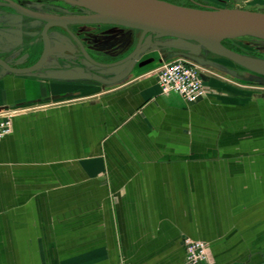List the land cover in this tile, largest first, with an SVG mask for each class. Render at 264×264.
Wrapping results in <instances>:
<instances>
[{
	"label": "crops",
	"instance_id": "obj_1",
	"mask_svg": "<svg viewBox=\"0 0 264 264\" xmlns=\"http://www.w3.org/2000/svg\"><path fill=\"white\" fill-rule=\"evenodd\" d=\"M23 24L0 38L20 67L2 53ZM166 38L109 68L55 60L50 38L39 70L0 67V120L16 113L0 139V264H186V237L208 242L203 264H264V84ZM171 48L200 67L205 97L162 92Z\"/></svg>",
	"mask_w": 264,
	"mask_h": 264
},
{
	"label": "water",
	"instance_id": "obj_2",
	"mask_svg": "<svg viewBox=\"0 0 264 264\" xmlns=\"http://www.w3.org/2000/svg\"><path fill=\"white\" fill-rule=\"evenodd\" d=\"M19 13L44 22L42 35L44 51L39 60L30 66L18 67L0 57V67L10 73L25 74L39 70L50 56L51 40L48 30L51 26L73 25H115L139 30L142 38L157 34L184 42H193L211 53L231 60L235 64L264 76V67L255 59L233 50L223 41L240 37L264 40V12L245 9H204L185 6L168 0H89L86 5L94 10L84 14L38 13L23 7L13 0H2ZM145 45L137 46L124 58L115 62H100L83 48L86 59L100 67H115L132 60ZM262 62V61H261Z\"/></svg>",
	"mask_w": 264,
	"mask_h": 264
},
{
	"label": "rangeland",
	"instance_id": "obj_3",
	"mask_svg": "<svg viewBox=\"0 0 264 264\" xmlns=\"http://www.w3.org/2000/svg\"><path fill=\"white\" fill-rule=\"evenodd\" d=\"M36 10L48 11L52 14H84L93 13L90 7L86 6L79 0H21ZM177 4H186L187 0H170ZM198 1V0H197ZM203 2L212 3L214 8H230V9H245L252 11L264 12V0H200ZM7 15V14H6ZM5 16V15H4ZM3 18V17H2ZM15 21H8L6 19L0 20V38H5V33L12 29ZM42 23L31 22L26 19L22 26L21 35L23 40L18 48L11 47L12 51L2 53L13 63L34 62L43 53L45 48V40L42 37ZM3 34V35H2ZM51 39L53 40V58L62 59L65 63L85 62L88 63L84 57L83 48L90 51L94 56L103 62H114L127 56L138 43L145 45L144 49H161L169 48L170 45L165 36L157 34H147L142 38V33L139 30H128L125 28L119 29V33L112 28L108 29L106 26L98 25H76L71 27H52ZM1 43V42H0ZM2 44V43H1ZM230 45L236 48L241 53L249 57L264 62V40L253 37H240L231 39ZM3 47L4 46H1ZM105 48V51L99 49ZM180 52L179 57H184L185 51L179 48H171ZM75 52L79 57L70 55V52ZM89 52V53H90ZM214 55V54H213ZM212 55V57H214ZM235 64L236 70H239V76L246 82L262 83L264 84V76L253 73L249 70L239 68ZM200 68V67H199ZM94 69V68H92ZM201 70V69H200ZM95 71L100 69L95 68ZM106 71V70H105ZM115 71V70H113ZM109 70L106 73H114ZM108 81L119 82L122 76L120 74H110ZM238 78V77H237Z\"/></svg>",
	"mask_w": 264,
	"mask_h": 264
},
{
	"label": "built area",
	"instance_id": "obj_4",
	"mask_svg": "<svg viewBox=\"0 0 264 264\" xmlns=\"http://www.w3.org/2000/svg\"><path fill=\"white\" fill-rule=\"evenodd\" d=\"M159 84L164 94L177 93L187 102H195L208 93L199 66L185 57L166 62L159 69ZM15 112L6 113L0 120V139L13 130ZM186 264H203L210 259L208 242L186 237Z\"/></svg>",
	"mask_w": 264,
	"mask_h": 264
},
{
	"label": "flooded vegetation",
	"instance_id": "obj_5",
	"mask_svg": "<svg viewBox=\"0 0 264 264\" xmlns=\"http://www.w3.org/2000/svg\"><path fill=\"white\" fill-rule=\"evenodd\" d=\"M13 1H15L19 5H21L23 7H26L28 9H31L32 11H35V12L52 14V13H50L48 11L36 10V9L32 8L31 6H29L27 3L22 2L21 0H13ZM168 1H170V0H168ZM170 2H173V1H170ZM186 2H187L186 4H181V5L190 6V7H196V8H204V9H214V6L212 5V3L203 2V1H200V0H198V1L197 0H187ZM4 3H5L4 1L0 0V20L1 19L2 20L3 19H6L8 21H12V22L15 21L16 22L17 20L25 21L26 19H28L31 22H34V24L35 23H42L43 24V27H44V22L43 21L38 20V19L31 18V17H28V16H25V15L19 13L15 8H13V7H11V6L7 5V4H4ZM173 3H175V2H173ZM73 26H76V25H73ZM110 26H115V25H110ZM43 27H42V30H43ZM52 27H56V26H51L49 28V30H48V33L49 34H50V31H51V28ZM69 27H71V26H69ZM119 27H122V26H119ZM123 28L129 29V30H135V29H130V28H126V27H123ZM41 34H42V32H41ZM42 37H43V35H42ZM49 37H50V35H49ZM2 59H4V58H2ZM5 61H7V60H5ZM37 61H35L34 63H36ZM34 63H27L26 66L33 65ZM106 63H108V61H106ZM11 65H13V64H11ZM13 66H16V65H13ZM18 67H20V66H18Z\"/></svg>",
	"mask_w": 264,
	"mask_h": 264
},
{
	"label": "bare ground",
	"instance_id": "obj_6",
	"mask_svg": "<svg viewBox=\"0 0 264 264\" xmlns=\"http://www.w3.org/2000/svg\"><path fill=\"white\" fill-rule=\"evenodd\" d=\"M81 1L83 4L85 5H90V2L89 0H79ZM256 64L260 65V66H263L264 67V62H261V61H256Z\"/></svg>",
	"mask_w": 264,
	"mask_h": 264
},
{
	"label": "trees",
	"instance_id": "obj_7",
	"mask_svg": "<svg viewBox=\"0 0 264 264\" xmlns=\"http://www.w3.org/2000/svg\"><path fill=\"white\" fill-rule=\"evenodd\" d=\"M230 42H231V39H228V40H225L223 41L224 45H226L227 47L233 49V50H236V51H239L237 50L236 48H233L231 45H230ZM240 52V51H239Z\"/></svg>",
	"mask_w": 264,
	"mask_h": 264
}]
</instances>
